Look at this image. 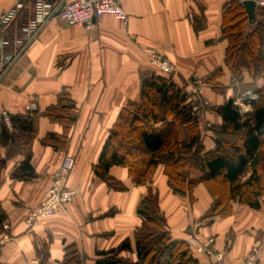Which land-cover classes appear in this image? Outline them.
<instances>
[{
    "label": "crops",
    "instance_id": "crops-1",
    "mask_svg": "<svg viewBox=\"0 0 264 264\" xmlns=\"http://www.w3.org/2000/svg\"><path fill=\"white\" fill-rule=\"evenodd\" d=\"M120 1L127 14L125 23L107 15L87 30L59 18L50 21L0 82V111L13 116L41 114L31 160L38 178L31 183L11 179L24 160L21 155L8 160L0 175V212L6 215L0 230V264H63L70 245L88 258L86 264H95L97 252L114 249L127 239L135 249V232L143 223L138 208L150 188L158 192L169 233L188 242L200 264H218L205 252L209 240L215 252L224 254L225 264H245L252 254L255 264H264V198L260 210L234 203L230 216L203 220L214 203L207 187L199 184L191 203L173 193L163 166L153 172L149 185L140 186L127 168L112 167L109 174L124 186L123 191L95 175L94 166L118 115L130 102L140 100L141 76L153 71L147 50L175 64L172 80L192 95L199 93L209 107L230 99L238 106L241 94L256 96L264 86L263 79L254 81L247 73L235 79L225 65L228 42L221 27L230 0ZM32 7L33 0H0V14H16L0 28V39L23 42ZM255 13L256 21L264 18V8L256 7ZM218 69L223 75L207 84L204 80ZM197 81L202 82L200 88ZM65 89L76 103V122L67 148L56 151L42 141L49 133L63 134V128L43 113L57 104ZM251 103L243 113L251 111ZM221 124L217 114L202 113L207 150L215 148L212 126ZM0 154L5 158L1 146ZM67 157L75 160V166L66 187L77 192L76 198L65 215L40 220L29 229L27 217L44 201ZM191 177L200 174L192 171ZM121 256L137 261L135 253Z\"/></svg>",
    "mask_w": 264,
    "mask_h": 264
},
{
    "label": "trees",
    "instance_id": "trees-1",
    "mask_svg": "<svg viewBox=\"0 0 264 264\" xmlns=\"http://www.w3.org/2000/svg\"><path fill=\"white\" fill-rule=\"evenodd\" d=\"M221 32L228 42L225 65L233 77L242 79L247 73L254 81L264 80V18L251 21L244 5L230 0ZM222 75L223 69H218L204 81L209 84ZM257 95L249 113H243L234 99L205 107L201 98L196 100L171 77L153 69L141 76L140 100L130 102L118 115L94 173L112 189L123 191L124 186L109 174L112 167L127 168L133 183L140 186L149 185L153 172L163 166L173 193L191 203L194 189L199 184L207 187L214 203L203 220L230 216L234 203L260 210L264 198V86ZM76 110L70 93L63 90L57 104L43 113L63 128V134H47L43 145L56 151L67 148ZM205 111L222 119L220 126L211 128L213 150H207L200 127ZM40 116L38 112L10 115L14 132L0 121V146L6 149L5 158L0 154V175L8 160L21 155L24 160L15 167L11 179L31 183L38 178L31 160ZM192 171L200 177L193 179ZM138 215L143 223L135 232V249L127 239L114 249L97 252L95 264H200L189 243L169 233L158 192L149 189ZM5 220L6 215L0 212V230ZM65 251L63 264H86L88 258L75 245ZM124 252L135 253L137 261L122 257Z\"/></svg>",
    "mask_w": 264,
    "mask_h": 264
},
{
    "label": "built area",
    "instance_id": "built-area-1",
    "mask_svg": "<svg viewBox=\"0 0 264 264\" xmlns=\"http://www.w3.org/2000/svg\"><path fill=\"white\" fill-rule=\"evenodd\" d=\"M247 1H253L257 7L264 8V0H238L242 5ZM15 15L12 11L0 14V28L7 27L14 20ZM107 15H111L124 23L127 21V14L123 10L120 0H33L32 13L25 27L23 42H19L16 38L0 39V82L50 21L59 18L65 20L70 26L90 30L96 22ZM147 52L153 69L161 75L172 77L177 70L176 66L155 50L149 49ZM201 85L202 82L197 81L198 88ZM0 121L11 132H14L10 114L0 111ZM74 166L75 160L67 157L56 171L44 202L38 209L33 210L26 219L29 229H32L40 220L63 216L67 213L68 206L77 196L75 190L66 187V180ZM4 229L8 230V225H5ZM212 243L213 241L209 240L205 244V252L214 258L218 264H225L224 254L215 252L211 248ZM255 261L256 257L252 254L245 264H255Z\"/></svg>",
    "mask_w": 264,
    "mask_h": 264
},
{
    "label": "rangeland",
    "instance_id": "rangeland-1",
    "mask_svg": "<svg viewBox=\"0 0 264 264\" xmlns=\"http://www.w3.org/2000/svg\"><path fill=\"white\" fill-rule=\"evenodd\" d=\"M170 61V60H169ZM171 62V61H170ZM175 65V64H174ZM198 93V92H197ZM253 94V93H252ZM254 95V94H253ZM194 97H196V100L197 99H199L200 98V96H199V93H198V95L196 94ZM239 99H242V100H240L239 102H238V107L241 109V111H245V109H248V105L251 103V102H254V101H256L257 100V95L256 96H252V95H244V96H242V94L238 97ZM245 101V104L243 103ZM247 102H249V104L247 103ZM205 107H207L206 105H205ZM250 110H251V108H250ZM249 110V111H250ZM206 129H210V127L209 126H207V128ZM46 194H47V192H46ZM45 198H46V195H45ZM76 198V197H75ZM45 200V199H44ZM74 201V200H73ZM44 202V201H43ZM42 202V203H43ZM41 203V204H42ZM41 204L37 207V208H35V209H38L40 206H41ZM71 204V203H70ZM34 209V210H35Z\"/></svg>",
    "mask_w": 264,
    "mask_h": 264
},
{
    "label": "water",
    "instance_id": "water-1",
    "mask_svg": "<svg viewBox=\"0 0 264 264\" xmlns=\"http://www.w3.org/2000/svg\"><path fill=\"white\" fill-rule=\"evenodd\" d=\"M244 7L247 11L248 17L251 21L255 20L256 3L253 1H247L244 3Z\"/></svg>",
    "mask_w": 264,
    "mask_h": 264
}]
</instances>
